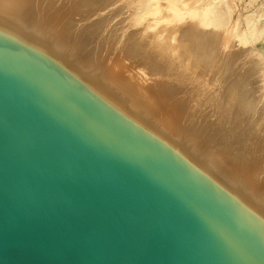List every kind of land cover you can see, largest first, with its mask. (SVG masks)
<instances>
[{"label":"water","instance_id":"obj_1","mask_svg":"<svg viewBox=\"0 0 264 264\" xmlns=\"http://www.w3.org/2000/svg\"><path fill=\"white\" fill-rule=\"evenodd\" d=\"M0 264H264V214L0 28Z\"/></svg>","mask_w":264,"mask_h":264},{"label":"bare ground","instance_id":"obj_2","mask_svg":"<svg viewBox=\"0 0 264 264\" xmlns=\"http://www.w3.org/2000/svg\"><path fill=\"white\" fill-rule=\"evenodd\" d=\"M185 1L156 0L131 14L133 0H0V28L42 49L127 118L264 214L259 62L245 60L241 48L227 52L217 44L222 33L212 30L218 25L211 3L188 7ZM186 14L197 17L200 26H179ZM164 19L174 25L166 26L168 36L158 27ZM239 40L246 42V34ZM88 43L90 53H78L76 46Z\"/></svg>","mask_w":264,"mask_h":264},{"label":"rangeland","instance_id":"obj_3","mask_svg":"<svg viewBox=\"0 0 264 264\" xmlns=\"http://www.w3.org/2000/svg\"><path fill=\"white\" fill-rule=\"evenodd\" d=\"M133 1L134 2L131 4V7H130L132 9L131 14H134V13L139 14L140 12L141 13L144 12V10L149 6V4H151L153 1H156V0H133ZM159 1L165 3V0H159ZM176 1L181 3L185 0H176ZM187 1L188 0H186L185 2ZM198 1L199 0H189L188 2L190 3L191 6L188 5L189 3H187V6L192 7L193 5L195 7L196 6L201 7L203 4L211 3L212 10L214 13V19H216L218 26H214L213 28L210 27V29L212 28V30L215 32L220 30L217 32V35L219 32L220 34L222 33V36L220 37L217 36L218 39L222 38L221 42L217 44L219 46L220 45H222L223 47L225 46V50L227 52H233L234 50L233 48L236 49L235 51H238V49L239 50L242 49V51H244L243 53H245L244 54L245 60L247 58H252V57L257 58L258 60L257 63L258 62L259 63L256 65H258L257 67L260 66L259 67L261 70L260 72L264 80V0H200L199 2ZM162 13L164 15L165 14L169 15V11L166 9H164ZM119 16H117V18ZM196 23L199 24L197 17L191 18L190 16H188V14H186L185 18H183L182 21H180L179 26H183L184 24L185 25L189 24L188 28H191L194 26V28L192 29H196L195 28ZM171 25L172 23H169L166 19H164L162 22L159 23L158 27L159 26L160 28L164 27L165 29L164 36H168V34L170 33L168 29L169 28L172 29V27H174V25L172 26ZM190 25L191 27H189ZM166 26L168 27V29ZM199 26L200 25L196 27L198 28ZM74 30L75 28H73L71 32H73ZM167 31H168V34H167ZM178 33L180 34L182 32H178ZM178 33H176L177 35L176 37H178L179 35ZM244 34H246L247 36V40H246L247 43L246 42L242 43L243 41L239 40V38ZM182 35L183 34L179 35V38ZM85 45L81 49L79 48V46H76L78 49V53H81V52L83 54L90 53L93 45H91L90 43H88L86 46ZM246 48H248L247 50L249 52V53L247 52L248 54L245 52ZM242 51H239V52L242 54ZM98 58L101 59V57L99 56ZM98 58H96V60H99ZM200 131L202 130L200 129ZM263 181H264V178H263Z\"/></svg>","mask_w":264,"mask_h":264}]
</instances>
